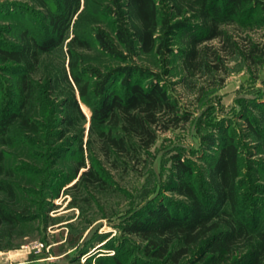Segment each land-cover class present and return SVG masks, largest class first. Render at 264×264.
I'll return each mask as SVG.
<instances>
[{"label": "rangeland", "instance_id": "374dc122", "mask_svg": "<svg viewBox=\"0 0 264 264\" xmlns=\"http://www.w3.org/2000/svg\"><path fill=\"white\" fill-rule=\"evenodd\" d=\"M154 3V46L126 51L115 37L119 19L129 30L139 23L127 0H79L60 37L50 20L64 14L63 0H0V120L18 114L6 129L0 123V206L14 215L10 229L0 225V264H92L114 252L125 264H168L123 225L147 205L187 210L189 200L166 186L174 155L197 197L211 200L208 164L229 139L238 154L232 213L264 230V0ZM208 25L220 35L196 43L190 58L192 38ZM49 39L56 46L41 52ZM126 77L160 84L182 116L135 154L108 146V135H120L119 114L92 119L99 86L124 97Z\"/></svg>", "mask_w": 264, "mask_h": 264}, {"label": "trees", "instance_id": "16d2710c", "mask_svg": "<svg viewBox=\"0 0 264 264\" xmlns=\"http://www.w3.org/2000/svg\"><path fill=\"white\" fill-rule=\"evenodd\" d=\"M78 1L63 0L64 14L52 15L51 25L59 37L65 29V15L78 5ZM127 3L139 23L133 24L129 30L126 22L120 18L115 32L118 43L126 51H132L138 42L141 48L151 49L156 40L154 32L159 24L154 0H127ZM163 23L168 30L181 27L179 22L168 24L163 20ZM205 30V35L192 38L193 46L188 52L190 58L195 56L196 43L217 37L221 33L212 25H208ZM97 38L102 47L114 51L103 34L99 33ZM56 44L57 42L49 39L37 44V47L41 52H45ZM15 53L5 54L16 57ZM128 68L124 70L127 72ZM127 79L124 78L128 89L124 97L108 92L103 85L99 86L98 93L102 95V99L92 119L98 118L99 122L104 123L119 114L122 123L117 132L120 135H108V146L122 150L127 147L135 154L137 148L141 151L149 149L154 144L158 131L167 130L169 121L182 116L176 114L172 102L160 84L143 87L140 84H129ZM74 105L83 116L77 102H74ZM17 118V112H13L0 120V123L6 129L11 121ZM20 119L24 122L23 117ZM173 161L171 177L166 186L189 200L187 210L180 214L163 204L155 207L147 205L144 211L123 225V231L144 241L145 253L150 257L168 264H264V230L248 227L241 218L232 213L237 201L234 191L238 177V154L235 144L229 139L218 148L216 155L209 161L213 192L209 201L200 200L189 187L185 179L189 169L186 161L177 155L173 156ZM88 174V171L85 172V175ZM227 205L230 211L225 209ZM12 222L14 215L7 213L0 206L2 229H10ZM59 249L58 253L65 252L63 245L59 246ZM86 251L88 250L85 249L81 254ZM84 263H90L88 258L84 259ZM92 264L125 262L122 255L114 252L111 255H99Z\"/></svg>", "mask_w": 264, "mask_h": 264}]
</instances>
